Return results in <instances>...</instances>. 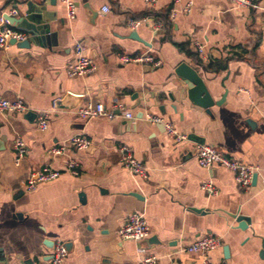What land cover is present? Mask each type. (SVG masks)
I'll use <instances>...</instances> for the list:
<instances>
[{
    "label": "crops",
    "instance_id": "1",
    "mask_svg": "<svg viewBox=\"0 0 264 264\" xmlns=\"http://www.w3.org/2000/svg\"><path fill=\"white\" fill-rule=\"evenodd\" d=\"M70 1L73 19L60 0H0V19L29 42L28 48L0 49V101L21 100L27 108L0 112V264H48L56 242L71 246L62 264H139L147 255L156 256L157 264H201L182 250L207 233L220 240L209 254L212 261L264 264V0H249L258 9L229 0ZM168 10H175V18L159 33L150 25L127 28L130 19ZM7 18L21 21L10 24ZM78 43L96 69L70 78L66 70ZM145 53L161 65L119 61L121 55ZM182 63L204 83L213 102L207 111L186 98L174 74ZM89 100L106 108L119 105L134 119L81 120L76 110ZM41 113L47 114L45 132L37 130ZM147 115L161 117L191 142L255 166L256 179L241 189L229 171L201 168L190 143L175 142L161 125L146 122ZM77 135L91 146L67 157L48 155ZM18 137L26 155L16 166ZM121 146L145 167V178L121 166ZM68 157L80 165L76 177L66 171ZM43 166L59 177L25 190L30 173ZM204 182L217 194L202 191ZM131 214L144 217L150 230L145 241L118 237ZM237 218L248 220L244 228Z\"/></svg>",
    "mask_w": 264,
    "mask_h": 264
},
{
    "label": "built area",
    "instance_id": "2",
    "mask_svg": "<svg viewBox=\"0 0 264 264\" xmlns=\"http://www.w3.org/2000/svg\"><path fill=\"white\" fill-rule=\"evenodd\" d=\"M65 4L68 10V18L73 19L75 14L74 4L70 0H60ZM238 7L258 9V6L249 0H229ZM146 3L152 0H145ZM180 0H175L179 3ZM191 3L188 2L183 8V12H189ZM103 12H109L108 8H103ZM175 10H171L169 18H175ZM142 25H150L153 32L159 33L163 31V23L153 19L152 17H143L137 20L130 19L127 22V28L131 31L137 30ZM27 36L20 30L13 28L3 19H0V49H6L10 41L15 43L26 41ZM196 53L206 60L204 49L201 45L195 44ZM84 46L81 43L75 45L74 53L76 60L68 66L66 75L68 77H82L95 71L96 64L88 56L84 54ZM119 61L122 64H138L147 65L152 68H158L161 61L155 56L145 53L137 56L121 55ZM0 112L8 113H25L27 112L26 106L21 100L14 101H0ZM76 116L81 120H93L104 118L108 121H113L116 118H123L126 120L134 119V115L119 105L106 108L101 102L86 101L76 110ZM37 130L45 132L48 128L47 114L41 113L37 116ZM145 121L153 125H163L164 130L175 142L190 143L193 148V156L197 164L203 169H211L219 167L229 171L233 174L234 183L238 188H248L252 182V177L256 174L257 168L255 166L242 163L238 160L225 156L215 148L204 144L191 142L186 135L179 134L170 123L165 122L159 116L147 115ZM91 146V142L84 136H73L66 142L53 146L48 150V155L51 157L66 156L70 151H84ZM13 150L15 153L14 164L19 165L20 161L26 155V148L23 141L18 137L14 140ZM120 164L130 174L135 177L145 178L147 173L145 167L140 164L133 156L132 151L127 146L119 148ZM66 171L71 176H78L80 173V165L72 157H68L66 162ZM60 175L59 171L53 170L48 166H43L30 173L29 177L24 183V188L27 191L34 190L41 184H46L55 181ZM200 189L209 195H216L217 191L211 182H204L201 184ZM150 235L149 227L142 215L131 214L118 230V237L121 240H129L135 243L145 241ZM220 248V240L210 233L203 235L196 241L186 246L182 252L187 255H195L200 258L201 264H225L223 262H214L209 258V254ZM67 257V248L64 243L56 242L52 248V254L48 264H62ZM158 258L154 255H147L142 258L139 264H157Z\"/></svg>",
    "mask_w": 264,
    "mask_h": 264
},
{
    "label": "water",
    "instance_id": "3",
    "mask_svg": "<svg viewBox=\"0 0 264 264\" xmlns=\"http://www.w3.org/2000/svg\"><path fill=\"white\" fill-rule=\"evenodd\" d=\"M32 12V8L30 9L29 13ZM27 16V14H25ZM27 18V17H26ZM29 19V18H27ZM10 24H18L21 20H15L13 18H7ZM133 38H136V35L133 36ZM10 44H16L19 48H28L29 42L23 41L19 43H15L13 40L10 41ZM174 74L183 82V84L186 87V98L189 100V102L197 107L203 108L207 111L208 108H210L213 104L211 97L202 82L200 76L197 74V72L189 67L188 65L182 63L174 71ZM172 100V99H171ZM175 110V108H172ZM32 117H35L34 114L27 113L26 118L30 119ZM160 126V125H159ZM162 129L164 130L163 125H161ZM198 143V142H197ZM191 152L193 153V148L190 146ZM256 179V175L252 177V181ZM236 221L238 222L240 228H244L248 220H245L243 218H237ZM247 221V222H246ZM246 222V223H245ZM71 246L68 244L67 251L70 252ZM224 254L226 256L227 249L224 248ZM260 257L264 259V251L260 252Z\"/></svg>",
    "mask_w": 264,
    "mask_h": 264
},
{
    "label": "trees",
    "instance_id": "4",
    "mask_svg": "<svg viewBox=\"0 0 264 264\" xmlns=\"http://www.w3.org/2000/svg\"><path fill=\"white\" fill-rule=\"evenodd\" d=\"M169 15H170L169 10L166 11L165 13H162V14L153 13V12H149L146 14V16H152L155 19H157L158 21H161L164 24V27L170 24L169 23L170 22ZM177 47L180 51H185L183 45H177ZM211 66H212V64L210 63L206 68L208 70H210Z\"/></svg>",
    "mask_w": 264,
    "mask_h": 264
}]
</instances>
